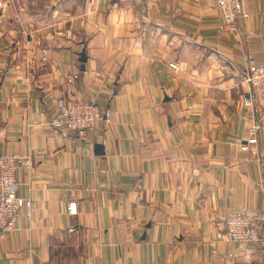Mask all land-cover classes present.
<instances>
[{"label":"crops","instance_id":"1","mask_svg":"<svg viewBox=\"0 0 264 264\" xmlns=\"http://www.w3.org/2000/svg\"><path fill=\"white\" fill-rule=\"evenodd\" d=\"M240 1L231 32L215 0H0V155L31 162L0 264H264L221 225L264 213V109L239 79L264 56V0ZM57 97L110 121L53 128Z\"/></svg>","mask_w":264,"mask_h":264},{"label":"built area","instance_id":"2","mask_svg":"<svg viewBox=\"0 0 264 264\" xmlns=\"http://www.w3.org/2000/svg\"><path fill=\"white\" fill-rule=\"evenodd\" d=\"M33 1V0H24ZM220 14L221 27L234 32L241 16L240 0H215ZM172 66H174L172 64ZM227 68V65H223ZM241 86L246 87L242 95L243 104L254 112L264 109V56L257 62L251 55L245 60V67L239 74ZM55 112L49 125L59 130H67L77 136L94 132L102 125L108 124L110 116L93 100H70L57 97L54 100ZM257 125L249 129L254 138ZM248 150L247 143L240 147ZM31 162L27 156L18 153L0 155V234L10 232L15 228L16 220L24 215L27 220L31 216V200L19 194L20 182L16 175L20 169L29 170ZM264 223V213L259 210H232L224 216L221 225L223 236L233 243H257L264 250V240L261 238V227Z\"/></svg>","mask_w":264,"mask_h":264}]
</instances>
